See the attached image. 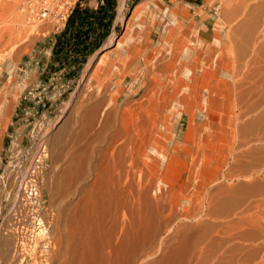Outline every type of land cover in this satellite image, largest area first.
<instances>
[{
  "label": "rangeland",
  "instance_id": "1",
  "mask_svg": "<svg viewBox=\"0 0 264 264\" xmlns=\"http://www.w3.org/2000/svg\"><path fill=\"white\" fill-rule=\"evenodd\" d=\"M18 2L0 0V106H9L0 109V236L9 223L13 181H20L51 124L71 116L75 103L93 97L98 86V97L119 91V102L127 94L137 97L143 76L165 84L178 60L191 56L196 33L203 30L207 40L206 33L216 31L217 80L200 85L204 110L196 118L172 121L152 154L161 161L154 192L168 190L153 199L172 217L167 215L171 221L149 256L161 255L171 235L189 227L187 264H264V0H112L106 21L97 24L104 40L91 54L80 40L77 48L65 40L56 44L58 30L27 19ZM233 9L228 21L226 12ZM203 80L207 84V73ZM211 123L218 128L203 137ZM42 145L31 173L43 189L30 207L33 226L48 197L44 180L51 164ZM31 242L22 264H45ZM2 256L0 264H11Z\"/></svg>",
  "mask_w": 264,
  "mask_h": 264
},
{
  "label": "bare ground",
  "instance_id": "2",
  "mask_svg": "<svg viewBox=\"0 0 264 264\" xmlns=\"http://www.w3.org/2000/svg\"><path fill=\"white\" fill-rule=\"evenodd\" d=\"M226 13L227 18L232 19L236 10ZM204 27L207 32L210 23ZM213 32L206 33L207 40L201 38L203 30L198 36L194 35L191 56L187 61L178 60V66L164 77L165 84H154L151 77L149 80L143 76L135 91L137 97L127 94L119 102L115 100L119 91L98 97V86L93 97L88 95L86 101L75 103L71 116L51 124L49 135L43 137L38 151L31 156L20 181H13L9 223L0 236L4 259L24 263L26 243L32 241L34 253L40 252L45 264H139L140 257L147 259L140 264L168 263L170 244L163 247L157 262L149 256L150 249L171 221L168 214L163 213L165 206L158 201L159 205L156 204L153 199L161 174L156 164L161 161L152 154L162 144L172 121L196 118L204 110L200 85H215L218 70ZM112 42L111 37L109 43ZM142 63L145 68L147 59ZM205 73L207 84L203 80ZM8 107L0 106V109L5 112ZM208 126L211 132L203 136L206 138L218 128L214 123ZM43 143L51 164L44 180L48 197L46 207L33 226L30 207L42 196L43 189L37 187L36 178H32L35 166L32 164ZM202 173L207 175V168H201ZM160 192L156 196L165 197L168 190ZM187 228L182 227L177 232L174 243L180 248L181 264H187L191 239Z\"/></svg>",
  "mask_w": 264,
  "mask_h": 264
},
{
  "label": "crops",
  "instance_id": "3",
  "mask_svg": "<svg viewBox=\"0 0 264 264\" xmlns=\"http://www.w3.org/2000/svg\"><path fill=\"white\" fill-rule=\"evenodd\" d=\"M111 5H112V0H104L103 3L100 4L97 8H89V7L75 8L66 18L64 26L60 30L56 31L55 33V36L57 38L56 44H59L60 41L65 40L69 42V45L71 44L72 46L77 48L76 42L80 40L83 42L82 45L83 46L85 45L86 51L91 54L95 50V48L99 46L101 42H103L104 40V37L100 38L97 33V28H98L97 24L102 23L101 21H106L104 19L108 16ZM230 20L231 19H228V21ZM57 48L58 47H55V49ZM222 85H226V84L222 83ZM176 234L177 232L171 235V239L169 240V244L171 245L170 247L172 248V250L170 253L171 256L169 257L167 264H179V263L181 264L180 248L177 244L176 245L174 244L177 240ZM157 259L158 258L155 257L156 262L158 261Z\"/></svg>",
  "mask_w": 264,
  "mask_h": 264
},
{
  "label": "built area",
  "instance_id": "4",
  "mask_svg": "<svg viewBox=\"0 0 264 264\" xmlns=\"http://www.w3.org/2000/svg\"><path fill=\"white\" fill-rule=\"evenodd\" d=\"M102 3L103 0H19L18 6L27 19L50 24L54 30H60L75 8H97Z\"/></svg>",
  "mask_w": 264,
  "mask_h": 264
}]
</instances>
